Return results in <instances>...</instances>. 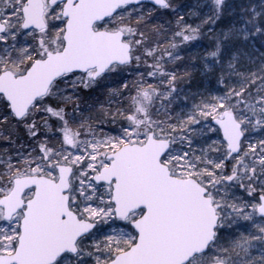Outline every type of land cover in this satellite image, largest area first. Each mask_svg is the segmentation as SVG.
I'll return each mask as SVG.
<instances>
[{
    "label": "snow or ice",
    "instance_id": "6c2138e0",
    "mask_svg": "<svg viewBox=\"0 0 264 264\" xmlns=\"http://www.w3.org/2000/svg\"><path fill=\"white\" fill-rule=\"evenodd\" d=\"M0 264H264V0H0Z\"/></svg>",
    "mask_w": 264,
    "mask_h": 264
},
{
    "label": "rangeland",
    "instance_id": "374dc122",
    "mask_svg": "<svg viewBox=\"0 0 264 264\" xmlns=\"http://www.w3.org/2000/svg\"><path fill=\"white\" fill-rule=\"evenodd\" d=\"M178 2L179 3H191L192 2V0H178ZM207 45H208V41L207 40H200L199 42H197V45H196V47H194V48H190L189 50V52H195V51H203V49L205 48V47H207Z\"/></svg>",
    "mask_w": 264,
    "mask_h": 264
},
{
    "label": "trees",
    "instance_id": "16d2710c",
    "mask_svg": "<svg viewBox=\"0 0 264 264\" xmlns=\"http://www.w3.org/2000/svg\"><path fill=\"white\" fill-rule=\"evenodd\" d=\"M190 51V50H189ZM185 55H187V53H185Z\"/></svg>",
    "mask_w": 264,
    "mask_h": 264
}]
</instances>
